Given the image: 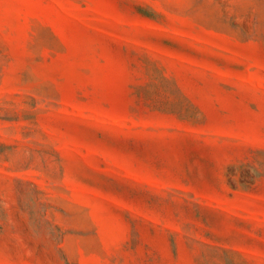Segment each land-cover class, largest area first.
Listing matches in <instances>:
<instances>
[{
  "label": "rangeland",
  "instance_id": "obj_1",
  "mask_svg": "<svg viewBox=\"0 0 264 264\" xmlns=\"http://www.w3.org/2000/svg\"><path fill=\"white\" fill-rule=\"evenodd\" d=\"M0 264H264V0H0Z\"/></svg>",
  "mask_w": 264,
  "mask_h": 264
}]
</instances>
